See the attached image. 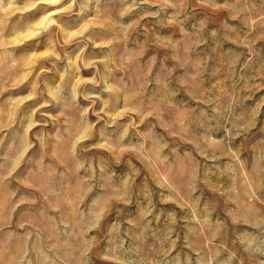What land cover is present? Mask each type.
<instances>
[{"label":"clouds","instance_id":"9594fccd","mask_svg":"<svg viewBox=\"0 0 264 264\" xmlns=\"http://www.w3.org/2000/svg\"><path fill=\"white\" fill-rule=\"evenodd\" d=\"M0 264H264V0H0Z\"/></svg>","mask_w":264,"mask_h":264}]
</instances>
